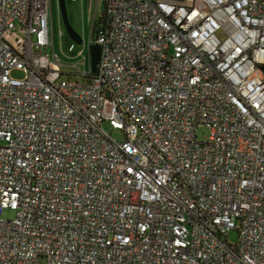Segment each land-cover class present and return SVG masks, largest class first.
Wrapping results in <instances>:
<instances>
[{
	"label": "built area",
	"instance_id": "1",
	"mask_svg": "<svg viewBox=\"0 0 264 264\" xmlns=\"http://www.w3.org/2000/svg\"><path fill=\"white\" fill-rule=\"evenodd\" d=\"M102 20L79 80L52 0H0V264H264V0Z\"/></svg>",
	"mask_w": 264,
	"mask_h": 264
},
{
	"label": "rangeland",
	"instance_id": "2",
	"mask_svg": "<svg viewBox=\"0 0 264 264\" xmlns=\"http://www.w3.org/2000/svg\"><path fill=\"white\" fill-rule=\"evenodd\" d=\"M65 1L70 23L81 35L84 42L78 43L69 36L61 12L60 1L52 0L54 50L60 58L62 69L71 73L69 76L73 74L72 77L82 80V75L77 74L75 76L74 74L79 70L88 72L91 69L90 45L95 42V29L99 25L100 17L105 9V0ZM72 44L73 47L71 48ZM48 51L50 54L53 53L52 48ZM15 75L21 76V73L17 71ZM103 128L118 141H124L126 138L124 131L113 128L108 121L103 123ZM197 132L200 140L208 139L209 130L206 127H200ZM3 216L6 219L14 218L15 211L6 209ZM227 238L230 243L236 244L239 241V231L231 230Z\"/></svg>",
	"mask_w": 264,
	"mask_h": 264
},
{
	"label": "water",
	"instance_id": "3",
	"mask_svg": "<svg viewBox=\"0 0 264 264\" xmlns=\"http://www.w3.org/2000/svg\"><path fill=\"white\" fill-rule=\"evenodd\" d=\"M59 1H60L61 12H62L64 21H65L66 29H67L69 36L74 41L78 43H83L84 42L83 38L76 31L73 25L70 23L68 12H67V7H66V1L65 0H59ZM101 52H102V47L100 44L93 43L90 45V62H91V67L94 73L98 71V66H99L100 59H101Z\"/></svg>",
	"mask_w": 264,
	"mask_h": 264
},
{
	"label": "trees",
	"instance_id": "4",
	"mask_svg": "<svg viewBox=\"0 0 264 264\" xmlns=\"http://www.w3.org/2000/svg\"><path fill=\"white\" fill-rule=\"evenodd\" d=\"M102 22H103V20H102V15H101L100 20H99V25H97V26H96V29H95V35L97 34L99 28L101 27Z\"/></svg>",
	"mask_w": 264,
	"mask_h": 264
}]
</instances>
